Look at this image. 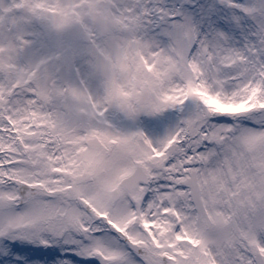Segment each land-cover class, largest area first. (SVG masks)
Returning <instances> with one entry per match:
<instances>
[{
    "label": "snow or ice",
    "instance_id": "snow-or-ice-1",
    "mask_svg": "<svg viewBox=\"0 0 264 264\" xmlns=\"http://www.w3.org/2000/svg\"><path fill=\"white\" fill-rule=\"evenodd\" d=\"M0 264H264V0H0Z\"/></svg>",
    "mask_w": 264,
    "mask_h": 264
}]
</instances>
